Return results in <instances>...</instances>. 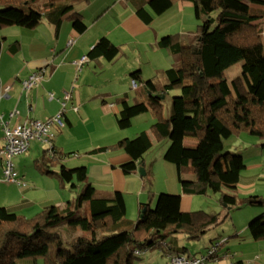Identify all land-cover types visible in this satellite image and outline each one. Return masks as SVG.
I'll use <instances>...</instances> for the list:
<instances>
[{
  "label": "trees",
  "instance_id": "trees-1",
  "mask_svg": "<svg viewBox=\"0 0 264 264\" xmlns=\"http://www.w3.org/2000/svg\"><path fill=\"white\" fill-rule=\"evenodd\" d=\"M36 2L0 0V29L33 30L46 20L57 31L64 20H69L76 34L86 30L71 0H46L41 7ZM178 2L192 6L197 22L195 43L185 46L178 35H167L157 42L159 49L180 55V67L165 71L166 83L161 89L153 81H143L138 71L131 73V80L139 83L149 97L134 105L120 99L116 125L119 130L128 129L132 119L151 111L155 116L151 131L156 140L169 137L175 126L178 133L172 137L163 159L176 166L182 193L218 194L219 202L231 210L237 197L225 193L224 188L238 184L245 164L240 154L222 152L223 140L241 133L264 139V37L257 24L260 20L264 24V0H149L145 7H136V15L150 24L155 16ZM262 29L264 35V26ZM4 39L0 37V50ZM18 49L17 42L9 46L13 55ZM122 55L119 47L103 37L90 48L86 58L87 62L100 57L111 62ZM238 63L241 74L228 81L226 70ZM172 90L178 95L172 98L169 116L164 117L161 97ZM183 138L196 140V145H184ZM152 146L150 136L143 131L132 139L124 138L87 154L120 150L129 161L119 168L129 175L138 173ZM53 154L47 158L49 163L76 155L57 150ZM0 161L3 169L1 157ZM41 172L56 176L61 189L70 185L71 190L75 189L70 191L75 198L62 205L46 206L32 217L0 207V264H35L38 259L44 264H134L144 252L155 249H162L169 258L185 255L186 248L166 242L169 236L182 234L186 241L194 242L229 216L228 211L223 218L216 212H182L180 196L160 194L154 209L150 203H140L138 218L132 222L125 217L122 193L98 194L88 181L85 166H62L58 174L46 166ZM20 181L24 186L5 181L3 175L4 183L22 190L26 183ZM241 205L264 207V198L249 195ZM247 230L253 241H264V214L252 219ZM219 246L211 255H195L214 263L219 258Z\"/></svg>",
  "mask_w": 264,
  "mask_h": 264
},
{
  "label": "crops",
  "instance_id": "crops-1",
  "mask_svg": "<svg viewBox=\"0 0 264 264\" xmlns=\"http://www.w3.org/2000/svg\"><path fill=\"white\" fill-rule=\"evenodd\" d=\"M147 1L149 0H111V2H107L106 6L111 4V7H104L105 9H103H111L113 11L115 27L113 26L114 28L112 29L110 28L111 22L108 21L103 24L100 20H98L101 12H95V14L98 15L96 20L94 19V16L86 15L88 9L90 8L89 5L91 6L92 4L90 0H78V4L75 3L77 5L75 6V10L78 14H80L82 23L85 26L86 30L83 34H76L72 25L70 26L68 24V22L71 23L69 20H64L57 31L54 29L52 24L44 20L41 22V26H38L30 31L28 37L20 36V31H18L19 39L17 42L19 44V49L18 53L15 55L9 52L10 45L5 49L2 43L0 50V147L2 145L3 136L1 120H5V122L9 121V125L13 126L30 119L44 121L56 115L57 112L62 111L65 126L63 128L53 126L51 131L54 134V139L52 141L53 149L57 150L58 153L60 152L64 154L79 153L77 151H72L75 149L74 146L73 148H70L71 150H69L64 144L66 139H73V132L77 128H81L85 134L89 135L98 133L101 135L104 132V125L105 128H107L106 126H115L118 129L116 125V114L119 110V106L117 105L118 101L120 99H125L128 104L134 105L140 102H145L149 97V94L144 91V88L141 85L137 84L135 89L132 88V80L130 78L131 73L138 71L143 81H153L150 77H148L150 79L145 78L144 75L149 71L146 68H152V72L157 73L160 71L159 69H161L159 67L165 65V63L166 65H173L172 68L174 69L179 68L181 63L180 55L170 54L157 47V42L161 38L172 33L169 32L164 34V32L170 31L167 27L165 31L163 28L159 29L161 31L158 32L155 28L156 24L161 23L162 18L168 14L169 10H171L173 6L165 13L155 16L150 24H145L137 17L136 9L141 6L145 7ZM176 6L177 13L180 14H182L183 8L192 7L189 3L179 2L176 3ZM262 10H264V8ZM126 21H128L127 24ZM257 24L261 35H263V21L260 20ZM121 25L123 26L120 27ZM117 28H121L120 31L117 34H115L116 32L113 33L114 29ZM175 34L180 36L179 33ZM4 37V40L6 41L7 36ZM103 37H106L112 44L119 47L123 55L117 57L111 62H108L101 57L89 60L88 62L86 61L79 71L75 63H77L83 55H86L90 48H92ZM188 39L184 42L185 46H190V44L188 45V42L190 39H195V35ZM133 41L139 42L138 45H140L142 52H137V59L130 60V57H127L123 52L122 46L132 44L134 43ZM106 66L113 67L107 70L111 79L110 81L107 80V90H103L105 91V93H103L101 90L93 86L90 81V77L95 74V71L97 70L103 71L102 69ZM117 66L121 69V75L119 77L115 75L116 73L113 69ZM39 70L44 71L43 82L40 85L32 87L28 91L25 90L24 92L21 82L31 73ZM165 71L160 75L162 77L160 80L163 83L162 86L166 83ZM87 72H90L88 77L85 76ZM78 73L81 74L79 79L77 77ZM157 81L153 82L155 83L157 89H161L162 86L160 87V81ZM113 82L115 85H112ZM138 85L141 87L142 93H138L140 94V98L136 99L135 96H138L136 94ZM129 87L135 93L134 98L130 97L127 93V89ZM48 93H51L49 94V99ZM65 93H69L70 98L63 105V96ZM158 96L160 97V95ZM162 97L165 98V96ZM92 102L99 106L97 109L98 114L96 115L97 118L101 119L99 124L90 122L91 118L87 115V107L93 105ZM12 112H16V114L9 118V115ZM147 114H151L152 116L149 119V127L151 129V126L155 123V116L151 111L139 115L134 119L143 120L148 116ZM104 118L107 120H104ZM125 138L129 139L130 137ZM186 139L187 138H183L184 145L187 144ZM103 141L104 140H101V142ZM118 141L119 140L115 142L110 141L108 144H104V147L114 145ZM31 144L32 145H30L28 151H34L36 147H43L40 146L41 143L37 141L31 142ZM254 145L256 148H260L257 162L251 165L252 167H257V170H255L257 173L254 175H244L243 171L246 172V170H248L245 166V169L240 175L238 184L230 190L239 193L241 197L254 195L263 198L264 194H259L255 187L257 182L264 180V163H262L264 159L262 156L264 143L259 147L257 144ZM90 151H87V153ZM47 155L48 157H51V155ZM87 155L89 158L88 161H84L77 165L85 166L88 181L93 183L98 194H111L110 191L113 190L114 192L118 191L122 193L124 197L127 187L130 188L129 191H131L132 184H134L135 180H137L135 179V175L138 173L136 172L126 175L120 170L119 166L129 161V157L126 154L120 150H114ZM1 163L2 162L0 161V196L3 195L6 197L4 199H0L2 206L11 209L14 212L18 208L22 209L24 207L36 205V203L32 202L33 200L30 195L37 192L38 188H35L33 184H28L26 182L25 175H21V170H17L15 166L17 178L24 181L26 183V187L21 190L14 185L4 183ZM18 167H20L19 164ZM142 167L144 169V164ZM144 173L147 172L144 171ZM2 184H6L7 186L2 187ZM61 186L62 185H59L58 189H55L52 186L49 190H47L46 195L39 199L38 203L45 205L48 202H51L53 204L62 205L63 203L59 202L58 199L53 196L54 194H57L58 197L59 191L61 192V190H64V188L61 189ZM177 191L178 192L176 193L183 196L180 201V209L182 212H186L187 210L183 208V204L184 202L188 203L186 196L191 195L183 194L181 188ZM11 192L15 193L14 200L12 202L8 199V196H11ZM154 198V193H152L149 199L144 203H150L152 206ZM7 200L10 204H5L8 203L4 202ZM124 201L126 206L125 197ZM139 201L140 200L137 202V213L139 204L141 203ZM257 216L258 213H251L250 216L244 220V226L237 228L234 225L232 230L228 233L229 236L227 238H221L219 243H217L222 249H220L217 253L219 256L217 259L218 261L208 264H236L237 262H240L241 264H264V241H253L247 230L248 223ZM175 246L178 248V245ZM184 246H186V243ZM191 246L196 247V245ZM204 249L205 252L209 249V247ZM184 253H186L185 255H191L187 253V249ZM195 254L197 253H194L193 255ZM146 263L165 264L166 260L162 263H154L151 259H146V262L142 261L141 264ZM20 264L34 263L23 262Z\"/></svg>",
  "mask_w": 264,
  "mask_h": 264
},
{
  "label": "rangeland",
  "instance_id": "rangeland-1",
  "mask_svg": "<svg viewBox=\"0 0 264 264\" xmlns=\"http://www.w3.org/2000/svg\"><path fill=\"white\" fill-rule=\"evenodd\" d=\"M71 1L72 3L78 4L77 3L78 0H71ZM45 2L46 0H37L36 4L39 7H41L42 4H44ZM90 2L92 4L91 6L89 5L90 8L88 9L86 15L94 16V19L96 20L98 18V15H96L95 12L97 13L101 12V15L98 18V20H100L101 23L103 24H105L108 21L111 22L110 28L113 29L115 27L113 11L111 9L104 10L105 8L111 7V4L110 5L108 4L106 6L107 2H111V0H98V1L90 0ZM127 23L128 21H126V24ZM161 23L156 24L155 28L158 30V32L161 31L159 29H163V28L165 31L167 27L169 28L170 31H166L164 32V34L171 32L172 34L170 35H173V34L178 35L175 33H179L181 37L178 35L180 38L178 39L183 43L185 42V40L195 35L194 32L196 31V28H197V22L194 19V13H193L192 7L183 8L182 14H180V13H177L176 3H174L172 9L169 10L168 14H166L162 18ZM68 24L70 26L72 25L69 22ZM122 26L123 25H121L120 27ZM120 29L121 28L114 29L113 33L116 32L115 34H117L120 31ZM18 31H20L19 32L20 36L28 37L31 30H26V29H22L18 27H5V28L0 29V37L7 36V40L4 41L3 43L5 49L8 48L9 45H13V44L16 45V42L19 39ZM261 37H264V35L263 36L261 35ZM133 42L134 43L132 44H128V45L126 44L122 46L123 52L126 54L127 57L128 56L130 57V60L137 59V52L139 53L142 52L140 45H138L139 42L137 41H133ZM193 43H195V39H190V41L188 42V45L189 44L191 45ZM111 67L113 66H106L104 69H102L103 71L97 70L95 71V74H93L90 77V81L92 82L93 86L101 90V92L103 93H105V91L103 90H107V86H108L107 80L110 81L111 79L110 75L107 73V70L110 69ZM172 67L173 65H166L165 63V65L159 67L161 69H159L160 71H158L157 73L152 72L151 70L152 68L151 69L146 68L149 71L144 76L146 79L152 78L153 81L158 80L157 82H159L162 79V77L160 76L161 73ZM113 69L116 73L115 75L119 77L121 75L120 74L121 69L119 68V66ZM89 73L90 72H87L85 76L88 77ZM240 74H241V63H238L232 66L231 68H229L228 70H226L225 77L228 81H231L232 79H234L236 76H239ZM80 75H81L80 73L77 74L78 79L80 78ZM162 84H163L162 81H160V87L162 86ZM112 85H115V83L113 82ZM139 85H138L139 92L138 90L136 91V94L138 95V96H135L136 99L140 98V94L138 93H142V89ZM127 93L129 94L130 97L134 98L135 93L134 91L130 89V87L127 89ZM49 94L51 93H48V99H49ZM177 95H178V92L175 90H172V91L167 92L165 98L162 100L164 116L169 115L170 109H171L172 98ZM92 103L93 105H90L87 107V115L91 118L90 122L99 124V121L101 119L97 118L96 116L98 114L97 109L99 108V106L97 104H94V102ZM147 115L148 116L144 118L143 120L133 119L132 125L128 129H125V130H119L115 126L113 127L106 126L107 128H105V125H104V132L101 135L99 133L93 134V135L85 134L81 128L79 129L77 128L73 132V139H66L64 141V144L66 148H68L69 150H71L70 148H73L74 146L75 149H73L72 151H77L79 153H76V155H73L71 157L69 156L70 158H67L64 161L54 160L52 161L53 163H49V161L51 160H47L48 155L45 149L46 146L43 144H40V146H43L42 148L36 147L34 151H28V153H26L25 155L14 157L12 159L13 166H15L17 170L19 171L21 170L20 174L25 175L26 182L28 184H33L35 188H38L37 192L30 195L33 200L32 202L36 203V205L30 206V207H24L22 209L18 208L14 212L17 214L23 215L25 217H32L35 214L42 211L45 206H49L53 204L51 202H48L45 205L44 204L41 205L38 203L39 199L46 195L47 190H49L52 186L55 189H58L60 185L59 179L56 176H51V177L46 176L41 172L46 166L51 167L52 171L58 174L59 172H61L62 166H66L67 168H73L75 166H79L77 164H80L84 161H88L89 158H88V155L86 154L87 151L97 149L100 147H104L105 146L104 144H108V142L110 141L115 142L125 137H130L129 139H132L142 131H145L150 136L153 142L152 148L144 155V158H143L144 171H146L148 174L147 176H140L139 173L136 174L135 179L137 180H135L134 184H132L131 191H129L130 188L127 187V190L124 194V197L126 198V214H125L126 219L132 222H136L138 218V214H137L138 200H140L139 202L144 203L149 199L152 193H154V197H155L153 199L152 209L155 208L157 198L160 194L180 196L179 193H176L178 192L177 190L180 189V184L177 178L176 166L172 163L166 162L163 159V155L167 147L169 146L172 137L178 133V130L174 126L172 129L171 135L169 137L165 139H161V140H156L153 136V132L151 131L149 127L150 126L149 119L152 116L151 114H147ZM104 120H107V119L104 118ZM109 121H110V118H109ZM101 140H104V141L101 142ZM186 142H187L186 144L187 146L196 145V141L194 139L187 138ZM263 143H264V139H257L255 137L249 136L246 133H241L238 136H232L228 139H224L222 152L240 154L241 156H243L242 158H243L244 164L248 169L246 170V172L243 171L244 175H254L255 173H257V171H255L257 170V167H252L251 165L257 162V157L259 156V151H260L259 150L260 148H256L254 144H257V146L259 147ZM30 145L32 144L30 143ZM262 151H263L262 156L264 158V148H262ZM262 163H264V159ZM18 164L20 167H18ZM15 167H14V170H15ZM5 186L7 185L2 184V187H5ZM63 188L64 190L63 191L61 190V192L58 190L59 191L58 197H57V194H54L53 196L57 198L58 201L61 203H64L68 199L73 200L75 198V195L71 193L70 191H75V189L71 190L70 185L68 184L64 185ZM255 188L259 192V194H264V180L257 182V185ZM102 192H105V191H102ZM113 192H114L113 190L110 191V193H113ZM224 192L230 195H235L237 197V204L231 210H228L226 207H224L223 204L219 202L218 194H214L212 192H208L207 195L186 196L188 199V203L184 202L183 204V208L187 210L186 212H193V211L194 212L203 211L206 213L216 212V213H219L221 218H223L228 211L229 216L226 219H224L220 225L209 230L203 237H201L195 242L186 241L184 239L185 237L182 234L171 235L167 238L166 242L172 243L174 245L177 244L178 248L180 249H182L183 247L186 248L188 254H191V255H193L194 253L202 254L205 250L204 248L213 247V245L219 243V240L221 238H224V237L227 238L229 236L228 234L229 231L232 230L234 225L237 228L244 226V220H246L250 216L251 213H258V215L264 214V207H250L248 205L242 206L241 200L244 198V196L241 197L239 193H236L235 191L227 189V188H224ZM14 195L15 193L11 192V196H8L9 197L8 199L10 200V202L14 200ZM180 197L182 199L183 196H180ZM4 198L6 197L3 195L0 196V199H4ZM4 202H8L5 204H10L8 200ZM53 205H57V204L54 203ZM0 207H4L2 206L1 201H0ZM83 212H85V210H83ZM184 242L186 243V246H184L185 245ZM191 245H196V247H192ZM167 257L168 255L164 254L162 249L149 250V251L144 252V254L141 255L138 260H135L134 264H141L142 261L146 262V259H149V260L151 259L154 263H157V262L162 263L165 260H167L166 259ZM36 264H44V263L42 260L38 259L36 260Z\"/></svg>",
  "mask_w": 264,
  "mask_h": 264
},
{
  "label": "built area",
  "instance_id": "built-area-1",
  "mask_svg": "<svg viewBox=\"0 0 264 264\" xmlns=\"http://www.w3.org/2000/svg\"><path fill=\"white\" fill-rule=\"evenodd\" d=\"M86 55H83L81 59L75 63L78 70L86 63ZM44 71L39 70L31 73L23 82L22 88L25 91L30 90L32 87L40 85L44 79ZM137 84L132 81V88H136ZM70 98L69 93H65L63 96V105ZM16 112H12L9 115L13 117ZM53 126L63 128L65 122L63 120L62 111L50 117L47 120H26L22 123L16 125H9V121L1 120V129H2V147L0 148V157L3 159V175L4 180L11 183H16L17 185H22L21 181L17 179L14 166L12 164V159L14 157L20 156L26 153L30 147L32 141H37L45 145L47 154L53 157V139L54 134L51 131ZM221 244V243H220ZM218 244H215L214 247H211L210 250L206 252L207 255L213 254L215 248ZM169 258V257H168ZM166 264H207V257L201 255H192V256H171Z\"/></svg>",
  "mask_w": 264,
  "mask_h": 264
},
{
  "label": "water",
  "instance_id": "water-1",
  "mask_svg": "<svg viewBox=\"0 0 264 264\" xmlns=\"http://www.w3.org/2000/svg\"><path fill=\"white\" fill-rule=\"evenodd\" d=\"M161 98L163 99L164 97H161ZM138 173L140 174V176H144L145 175L142 165L139 166Z\"/></svg>",
  "mask_w": 264,
  "mask_h": 264
}]
</instances>
